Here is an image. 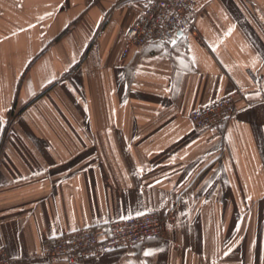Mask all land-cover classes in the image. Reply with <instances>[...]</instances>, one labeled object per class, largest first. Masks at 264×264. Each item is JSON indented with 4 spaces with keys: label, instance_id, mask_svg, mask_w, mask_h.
<instances>
[{
    "label": "crops",
    "instance_id": "crops-1",
    "mask_svg": "<svg viewBox=\"0 0 264 264\" xmlns=\"http://www.w3.org/2000/svg\"><path fill=\"white\" fill-rule=\"evenodd\" d=\"M141 12L140 0H0L12 264H49L53 238L150 213L161 238L82 264H264V0H195L192 30L170 45L127 41ZM227 98L225 128L192 127V111Z\"/></svg>",
    "mask_w": 264,
    "mask_h": 264
},
{
    "label": "built area",
    "instance_id": "built-area-1",
    "mask_svg": "<svg viewBox=\"0 0 264 264\" xmlns=\"http://www.w3.org/2000/svg\"><path fill=\"white\" fill-rule=\"evenodd\" d=\"M140 3L142 12L126 33L133 46L170 45L178 34L194 26L195 0H140ZM234 112L235 102L227 98L192 111L188 118L197 131L219 130L226 127ZM162 232V218L157 213L129 217L57 236L47 245L43 256L49 264L59 260L82 264L111 252L128 250L144 240L159 239ZM0 264H12L4 247H0Z\"/></svg>",
    "mask_w": 264,
    "mask_h": 264
},
{
    "label": "trees",
    "instance_id": "trees-1",
    "mask_svg": "<svg viewBox=\"0 0 264 264\" xmlns=\"http://www.w3.org/2000/svg\"><path fill=\"white\" fill-rule=\"evenodd\" d=\"M195 17H196V14H194V20H195ZM103 226V225H102ZM102 226H96V227H102ZM105 226V225H104ZM96 227H93V228H96Z\"/></svg>",
    "mask_w": 264,
    "mask_h": 264
},
{
    "label": "water",
    "instance_id": "water-1",
    "mask_svg": "<svg viewBox=\"0 0 264 264\" xmlns=\"http://www.w3.org/2000/svg\"><path fill=\"white\" fill-rule=\"evenodd\" d=\"M182 34H178L177 38L180 37Z\"/></svg>",
    "mask_w": 264,
    "mask_h": 264
},
{
    "label": "snow or ice",
    "instance_id": "snow-or-ice-1",
    "mask_svg": "<svg viewBox=\"0 0 264 264\" xmlns=\"http://www.w3.org/2000/svg\"><path fill=\"white\" fill-rule=\"evenodd\" d=\"M150 253H145V255H149Z\"/></svg>",
    "mask_w": 264,
    "mask_h": 264
}]
</instances>
